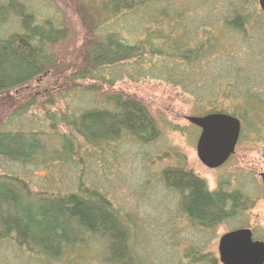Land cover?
<instances>
[{"label": "rangeland", "instance_id": "1", "mask_svg": "<svg viewBox=\"0 0 264 264\" xmlns=\"http://www.w3.org/2000/svg\"><path fill=\"white\" fill-rule=\"evenodd\" d=\"M17 1L38 21L48 18L57 22L66 30V38L51 50L54 69L22 88L0 93V130L32 133L43 145L42 154L33 164L0 160V178L22 179L32 195L57 197L80 194L81 190L98 192L123 218L129 248L136 253L134 264H189L184 254L190 249L218 261L220 237L243 228L251 231L254 240L264 243L259 178L264 172V14L257 0H182L186 5L201 8L198 22L208 17L212 18L209 22L220 23L235 7L249 16L243 34H226L222 48L229 58L224 57L222 63L217 61V72L228 71L234 76L229 74L217 86V94L210 96V102L206 96L195 99L177 87L150 78L131 81L122 75L112 85L98 77L74 80L75 73L89 72L87 48L95 39L97 23L105 17L101 5L106 0ZM169 2L172 6L181 0ZM4 3L5 0H0V6ZM18 23L13 16L0 14V35L19 32ZM128 24L133 22L130 20ZM107 74L110 75L104 72ZM245 91L263 107L251 102L252 112L246 110ZM109 94L140 102L152 118L158 138L146 144L121 138L109 146L92 148L64 125L51 129L53 124L48 119L51 114H55L56 120L77 116L86 108L100 106V98ZM27 104L26 113L15 119L16 113ZM206 110L231 115L241 126L240 141L233 155L214 170L197 159L200 130L186 120L204 116ZM64 138L73 143L69 155L61 151ZM181 167L204 181L209 192L222 190L246 196V210L210 229L190 223L181 212L179 194L166 188L161 180L162 171ZM102 256L101 248H97L80 249L65 258L75 260L72 264H109L101 261ZM32 257L25 250L0 244V264H46ZM66 260L57 264H67Z\"/></svg>", "mask_w": 264, "mask_h": 264}, {"label": "trees", "instance_id": "2", "mask_svg": "<svg viewBox=\"0 0 264 264\" xmlns=\"http://www.w3.org/2000/svg\"><path fill=\"white\" fill-rule=\"evenodd\" d=\"M170 4L169 0H106L101 5L105 17L97 23L95 39L87 48L89 72L75 73L74 80L98 77L112 85L122 75L131 81L150 78L177 87L195 99L206 96L210 102L217 94V86L232 74L217 72L216 64L228 57L222 48L226 34H243L249 16L235 7L220 23L209 22L212 18L208 17L198 22L201 8L195 4L186 5L182 0ZM2 13L16 18L20 31L0 35V93L22 88L54 69L51 50L66 38V30L57 22L48 18L38 21L17 0H5L0 6ZM130 20L133 24H128ZM235 83L238 85V81ZM244 95L246 110L252 112L251 102L263 107L246 91ZM99 102L100 106L86 108L77 116L56 120L55 114H51V129L64 125L92 148L109 146L121 138L140 144L158 138L159 132L140 102L113 94L102 96ZM28 107L29 104L20 109L15 119L26 113ZM211 112L206 110L203 114ZM72 144L64 138L61 151L71 154ZM42 152L37 135L0 130L1 161L33 164ZM161 180L166 188L179 194V206L188 221L202 229H210L246 210V196L222 190L209 192L204 181L182 167L162 171ZM79 193L57 197L32 195L22 179L0 178V244L25 250L46 264H57L66 260V254L80 249L97 248L102 250L101 261L134 264L136 253L129 248L123 218L98 192ZM184 255L189 264L219 263L193 249ZM71 261L75 260L68 258L66 263Z\"/></svg>", "mask_w": 264, "mask_h": 264}, {"label": "water", "instance_id": "3", "mask_svg": "<svg viewBox=\"0 0 264 264\" xmlns=\"http://www.w3.org/2000/svg\"><path fill=\"white\" fill-rule=\"evenodd\" d=\"M264 14V0H257ZM188 123L200 130L196 142L199 162L210 170L224 165L233 155L240 135V122L224 113H211L200 117H188ZM262 183L264 205V172L259 174ZM220 264H264V243L254 241L249 229L231 231L218 241Z\"/></svg>", "mask_w": 264, "mask_h": 264}, {"label": "flooded vegetation", "instance_id": "4", "mask_svg": "<svg viewBox=\"0 0 264 264\" xmlns=\"http://www.w3.org/2000/svg\"><path fill=\"white\" fill-rule=\"evenodd\" d=\"M240 133H241V126H240ZM199 134H200V131H199ZM240 136H241V134L239 135V139H238L237 144H238L239 141H240ZM236 146H237V145H236ZM235 148H236V147H235ZM230 158H231V157H230ZM230 158H229V159H230ZM229 159H228V160H229ZM226 163H227V162H226ZM226 163H225V164H226ZM222 166H223V165H222ZM222 166H221V167H222ZM219 168H220V167H219ZM217 169H218V168H217ZM260 181H261V180H260ZM261 188H262V183H261ZM253 240H254V239H253ZM254 241H256V240H254Z\"/></svg>", "mask_w": 264, "mask_h": 264}]
</instances>
